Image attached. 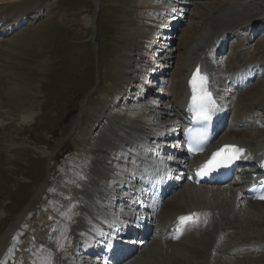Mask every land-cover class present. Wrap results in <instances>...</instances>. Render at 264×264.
Segmentation results:
<instances>
[{"label":"rangeland","instance_id":"374dc122","mask_svg":"<svg viewBox=\"0 0 264 264\" xmlns=\"http://www.w3.org/2000/svg\"><path fill=\"white\" fill-rule=\"evenodd\" d=\"M9 1L12 3L4 7L23 0H3ZM43 5L38 22L31 19L21 28L0 35V238L24 213L0 249V264H62L70 257L74 253L72 231L74 234L83 204L76 195L93 179L98 151L109 145L106 152L124 159L127 154L112 150L118 144L129 145L121 143L128 126L141 127L138 122H143L154 133L149 129L159 130L175 120L166 110L174 101L173 87L182 80L187 63L206 48L202 43L200 49L193 50L208 32L222 34L251 14L264 19V0H43ZM176 21L180 22L177 27L173 25ZM4 28L7 26L0 31ZM256 34L249 52L262 55L264 29ZM240 35L230 38L220 54L224 57L220 71L230 67L238 48L246 49L242 36L246 40L248 33ZM217 38L210 36L204 42L209 44ZM153 71L162 73L156 84L150 74ZM131 78L137 83L132 84ZM146 80L154 84L153 94L142 93L140 83ZM159 92L164 100L154 105ZM236 97L233 110L242 104L260 103L264 78ZM258 134L250 135L248 141L256 140ZM114 165L117 174L129 172L125 164ZM42 187L44 191L36 197ZM225 191L228 197L234 190ZM117 193L123 194L121 190ZM175 197L169 201L174 202ZM203 199L208 205L220 204L222 209L232 206L230 200L224 201L223 208L217 199ZM113 207L119 216V208L127 209L122 204ZM239 210L242 214L245 211L242 207ZM243 216L248 219H239L240 230L224 239L219 256L225 264H264V248L228 251L243 236L264 242V234L259 236L264 232V216ZM83 248L79 247L81 258L75 256L74 262L94 264ZM168 251L172 256L169 262L158 260L154 253L146 257L138 254L130 262L199 264L196 252ZM68 261L72 264L71 259Z\"/></svg>","mask_w":264,"mask_h":264},{"label":"bare ground","instance_id":"6f19581e","mask_svg":"<svg viewBox=\"0 0 264 264\" xmlns=\"http://www.w3.org/2000/svg\"><path fill=\"white\" fill-rule=\"evenodd\" d=\"M5 4L7 3H4L3 0H0V25L9 24L8 28L12 29V27H10L11 24L15 23V25H17L21 20L29 16L32 12H36L38 9H40L43 6V0H32V2L29 4H26L23 0L20 4L12 5L9 7H4ZM27 9L36 10L28 14L25 12ZM263 22V18H255L254 14H251L241 24L232 25L228 29L225 28L222 34H220V32L214 33L213 31H210L206 34L207 36H204L202 40H199L193 47V50L195 51L200 49L203 46L202 43H204V47L206 48L198 52V54L193 57V59L188 62L187 65L184 67V72L182 73V80L178 81L174 87L175 91L178 92L180 98L182 97L184 92L187 91L186 85L191 72L194 70V68L199 66L201 68V72L205 71V73L202 74L204 76H207L209 82L211 80L217 82V86L210 82L208 89H212V84L214 88L219 89L217 90V93L218 95L220 94L221 98L224 100L223 107H226V109H230L229 106L231 105L228 104L226 100L227 88L225 87L228 85L227 80L231 79L234 84H239V87H236V89H239L241 86L240 82H242L241 78L247 79V77H253L254 79H256L264 76V53L262 55L251 56L247 51H244L243 53L238 52L236 60L232 64L230 70L227 73L225 71L226 74H221L219 71H217L218 69L215 66L214 60H210L209 56H202L203 52L205 53L207 48L211 44L213 45H211L210 48H216V46L221 45V42L219 40L215 42V39H212L209 44H205L206 42H204V40L207 37L209 38L210 36L212 38H214L215 36H222V38L224 39L227 36L232 37L233 35H238L241 31H255L257 26L262 24ZM223 47L224 45H222L221 48ZM248 64L250 65L249 69H247L246 67ZM251 66H254L252 70L250 69ZM218 80H220V82ZM236 92H238L239 95V91L237 90ZM181 100L183 101V99ZM234 102L235 100L233 101L232 99V102L230 103L232 104ZM242 106L234 112L230 130L225 134L224 140L218 145H221L222 143L241 144L248 150V152L250 153V157L253 160H257V162L262 163L264 161V130L259 128L263 126L261 120H263L264 122V119L259 112L261 111L262 113H264V98L261 99L260 103L249 105L242 104ZM255 113H257L258 117H255ZM138 124L142 127V129L141 127L137 126H128V131L123 134L121 143H128L129 145L127 146H132L131 144H134V146H136L138 150L144 149V154L142 153V155L144 157H147L149 153L147 143L149 142L150 135L146 132L144 133L145 125H142V123L139 122ZM163 129L162 131H164ZM256 130L260 131L258 133L261 134H258V138L256 140L248 141L250 135L255 133ZM145 144L147 147L145 146ZM107 146L109 145L104 144V148L98 151L100 153V157L95 163V179L91 180L89 186H86L85 190L77 192L78 194L76 195L77 201L81 204L83 203L80 206L79 210L81 214L78 218V223L73 227L74 234L72 233V240L70 242L72 243L75 237L76 242L73 244V246L76 245V248L77 244H80L86 246L87 250L91 248L94 243L98 244L103 242L104 240L108 241V238H110L108 234L111 233V230L113 232L115 228L120 226L117 232L120 231L121 223L119 219L115 217V214L111 211V208L104 206L107 201H113L114 203L116 202V205H119L126 201L128 204L132 205V210L134 211L142 210L144 208L141 203V192H138L135 186H121V183L124 182L120 181L119 185L123 189L122 193H124V190H127V194L129 196H119V198L117 199L115 194H111L109 192L115 197L108 194L106 184L107 181L110 180L113 175L111 174L106 163V157L108 158V152L106 151L108 149L105 148ZM162 148L163 147L158 146L156 149L160 152L165 151L167 153L171 151V149H169L168 152L167 149L164 150ZM144 161L147 160L145 159ZM150 161L154 164L153 166L159 167L161 169L162 167H164L163 165L165 164L163 159L160 161L159 159L157 160L152 158ZM141 164V162L137 161L138 167H141ZM137 170H139L141 175V180L139 184H142V186H149L151 182L150 179L153 178V174L156 172L157 169H151V171H149L148 168H145L143 170ZM134 182H136V180ZM45 186L46 185H44V187ZM157 186L158 185L153 187V191L155 193ZM44 187H42L37 192L36 197L42 194L45 189ZM186 188L179 190L176 195L173 196H176L174 198V202L171 203V200H173L172 197L170 198V201L164 199L162 202H159L158 205H156L157 207L155 209L157 211V215L151 217V221L152 223H154L153 225L155 226L153 230L152 242L156 243L157 245L160 244V247L155 249L152 244H149L151 242H143L146 238L145 236L143 238V241H141L140 244L135 246L136 250H140L139 252L141 253V255H145V257L149 254L154 253L157 255L158 260L164 262H169L172 259V256L171 254H169L168 251V249H170L175 251L177 254L196 252L198 255V259H196L199 264H225L224 260H222V258L219 256L223 253L221 251L222 245L226 243V240L224 239L231 238L230 235L234 233V231L240 230L239 226L242 222L239 223V219H242L243 222L244 220L248 219V217L244 216L243 218V214L251 213L253 215H257L260 213L261 216H264V203H255L250 201L246 197L243 191V187L233 188V186H229L227 190L232 189L234 191H231L228 197L226 196V191L223 189H213L207 186H189L187 189ZM78 195L80 196L78 197ZM205 196L212 198L213 200L217 199L215 200L216 202L221 201V206L223 208H225L224 201L228 203V200H230L232 204H229L232 206L230 208L227 206L228 208L226 207V209H222L220 208V204H216L214 206L208 205L203 199V197ZM127 199H129V201H127ZM194 199L197 200L195 201ZM147 201L148 206L145 207L149 209L146 211V213L148 214L147 216H149V213L152 214L153 212V208L150 209L153 203L152 197H149ZM147 201H145L143 204L146 205ZM239 207H242L245 210L243 214L242 212H240ZM180 215H183V217H192V219L187 222L188 227L184 232V236L180 240H176L173 237L175 235L174 225L179 224ZM23 216L24 213L19 216L20 218L18 217L19 221L17 219L16 222H21L20 220ZM148 221L150 222V219H148ZM15 223L12 224L8 231L5 232L4 235L0 238V249H3L10 236H12V233H14V230H16L17 223ZM236 228L237 230H235ZM263 234L264 232H262L261 234L259 233V236ZM254 238L255 237L243 236V238L241 237L236 242V244H234L233 247L228 249V251L230 253H240L249 251L254 246L260 247L264 245V242L257 241L256 239L254 240ZM110 239V241L108 242L109 246L107 247L109 253H111V249L113 247L117 246V243L112 238ZM148 244L149 246L146 247V245ZM140 246L143 247L141 248ZM151 247H153L152 250H150ZM103 253L106 254V250ZM79 258H81V256H79ZM206 259L208 260V263ZM111 261H113L111 257L108 259L105 258L103 260V262L107 264ZM66 264H70L69 261H67Z\"/></svg>","mask_w":264,"mask_h":264},{"label":"snow or ice","instance_id":"6c2138e0","mask_svg":"<svg viewBox=\"0 0 264 264\" xmlns=\"http://www.w3.org/2000/svg\"><path fill=\"white\" fill-rule=\"evenodd\" d=\"M197 80H199V87H200V90L202 92V95L200 96L201 110L198 112V115L202 116L204 119H208V118H210L209 112L207 111V109L204 108L203 102L205 100H207L208 103L211 104L213 107L215 105H214V101L211 100V94L209 92H207V89H206L207 77L200 76L199 75V69H197V73H196V75H194L193 81H192V83H193V91L194 92L197 90ZM194 102H195V97H194ZM226 147L228 148V152L232 153V155L228 156L225 159L217 161L216 160V156L219 155V153L214 154L212 160H210L208 162V164H206L204 166V168L201 169V173H204L205 170L212 171L215 168L220 167L221 165H226L228 163H231L232 160L238 159L239 156L241 154H243V150L242 149L235 148V147H232V146H226ZM214 161H215V163H213ZM209 165H211V167H209ZM260 198L264 199V196H262ZM191 219H192V217H181L180 218V222H181V224H184V223L188 222Z\"/></svg>","mask_w":264,"mask_h":264}]
</instances>
